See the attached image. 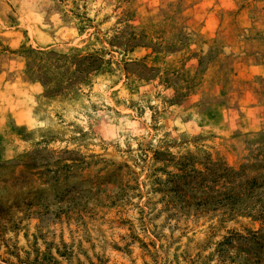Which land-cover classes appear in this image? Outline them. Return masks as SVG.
<instances>
[{
    "label": "rangeland",
    "instance_id": "374dc122",
    "mask_svg": "<svg viewBox=\"0 0 264 264\" xmlns=\"http://www.w3.org/2000/svg\"><path fill=\"white\" fill-rule=\"evenodd\" d=\"M0 264H264V0H0Z\"/></svg>",
    "mask_w": 264,
    "mask_h": 264
}]
</instances>
